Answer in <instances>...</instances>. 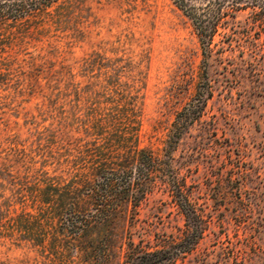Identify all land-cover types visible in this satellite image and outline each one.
I'll use <instances>...</instances> for the list:
<instances>
[{"label": "trees", "instance_id": "16d2710c", "mask_svg": "<svg viewBox=\"0 0 264 264\" xmlns=\"http://www.w3.org/2000/svg\"><path fill=\"white\" fill-rule=\"evenodd\" d=\"M200 1L173 0L190 20L204 57L213 54L220 34L214 52L237 45L251 78L264 81V0H211L209 11ZM242 6L249 8L244 22L236 20ZM69 7L68 0H0V78L9 81L19 71L14 47L60 21ZM135 56L92 51L74 65L39 55L34 59L40 63L25 62L34 81L45 80L37 86L47 91L41 96L50 121L28 150L17 142L20 147L10 148L11 158L1 163L0 239L27 245L49 264H178L203 238L209 221L174 152L203 116L211 87L206 83L177 111L161 147L142 146L148 55ZM159 184L184 216L182 237L163 238L156 249L130 237L119 242L118 224L136 220Z\"/></svg>", "mask_w": 264, "mask_h": 264}, {"label": "rangeland", "instance_id": "374dc122", "mask_svg": "<svg viewBox=\"0 0 264 264\" xmlns=\"http://www.w3.org/2000/svg\"><path fill=\"white\" fill-rule=\"evenodd\" d=\"M68 1L65 17L33 32L11 51L18 60L13 67L20 66L9 81L0 78V166L5 157L11 158L10 148L20 147L17 142L28 150L37 131L50 121L47 100L41 96L47 91L37 86L43 87L45 80L34 81L26 61L74 65L92 51L107 56L143 51L148 68L142 92V146L161 147L177 111L206 83L212 93L203 116L174 152L176 167L209 221L203 238L178 264H264V81L251 78L247 55L237 45L214 52L221 46L217 34L213 54L204 57L190 20L173 0ZM209 1L199 5L209 11ZM242 7L236 13L240 22L249 11ZM37 55L43 59H34ZM184 223L159 184L141 203L136 220L118 224V241L130 237L150 249L160 248L161 239L182 237ZM0 261L49 264L27 245L3 239Z\"/></svg>", "mask_w": 264, "mask_h": 264}]
</instances>
